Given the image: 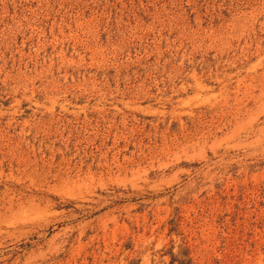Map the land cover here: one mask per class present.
<instances>
[{"label": "rangeland", "instance_id": "rangeland-1", "mask_svg": "<svg viewBox=\"0 0 264 264\" xmlns=\"http://www.w3.org/2000/svg\"><path fill=\"white\" fill-rule=\"evenodd\" d=\"M0 264H264V0H0Z\"/></svg>", "mask_w": 264, "mask_h": 264}]
</instances>
